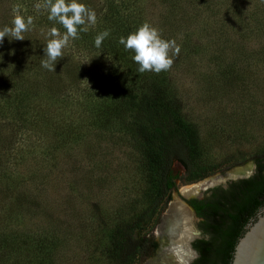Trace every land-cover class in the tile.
Wrapping results in <instances>:
<instances>
[{
  "label": "trees",
  "instance_id": "1",
  "mask_svg": "<svg viewBox=\"0 0 264 264\" xmlns=\"http://www.w3.org/2000/svg\"><path fill=\"white\" fill-rule=\"evenodd\" d=\"M30 1L42 6L35 8L25 40L5 37L0 44V264H61L75 225L48 194L49 174L39 161L29 170L44 154L34 137H42L37 133L44 127L43 136L46 130L52 139L49 153L56 155L69 150L68 143L83 142L95 125L97 137L128 136L145 160L147 203L126 217L116 210L105 245L113 264H134L148 250L136 231L170 200L179 178L175 164L187 182L214 171L198 124L184 114L173 75H202L214 93L220 78L241 90L258 87V75H264V0H81L95 10L96 23L70 40L55 71L41 67L43 47L51 27L65 30L48 20L45 0ZM12 6L13 0H0V28L10 25ZM144 22L179 46L167 71L138 73L134 53L118 43ZM104 30L110 34L96 48L94 37ZM85 119L86 135L79 130ZM254 161L250 177L185 199L205 235L193 242V264H231L246 225L264 206V157ZM89 225L90 244L104 245L94 223Z\"/></svg>",
  "mask_w": 264,
  "mask_h": 264
},
{
  "label": "rangeland",
  "instance_id": "2",
  "mask_svg": "<svg viewBox=\"0 0 264 264\" xmlns=\"http://www.w3.org/2000/svg\"><path fill=\"white\" fill-rule=\"evenodd\" d=\"M32 3L36 1L13 0L12 7L19 6V14L27 17L35 12ZM32 17L36 18L35 15ZM258 77V87H250L251 90H241L235 82L220 78V88L214 93L207 86L209 81L204 87L206 80L202 75H185L181 71L180 75H173L183 100L184 114L198 124L207 147L208 162L214 171L201 180L187 182L183 178L184 169L175 164L174 171L179 178L170 200L153 218L144 220L136 231L137 238L148 243V250L139 254L134 264L157 263L160 256L159 224L173 199L201 197L212 187L228 185L233 177H240L229 176L231 170L264 157V75ZM87 122L89 119L79 127L85 135L89 131ZM35 124L43 127L41 123ZM97 127L92 128V135L83 142L68 143L64 146L71 144L70 149L60 150L56 155L49 153L52 139L46 130L43 136L44 127L37 133L42 137H34V146L40 144L39 150L44 154L42 160L30 162L29 170H33V164L39 161L44 172L49 174L45 184L48 194L60 205L64 217L73 220L75 225L70 249L67 247L62 252L61 264H113L105 245H109L108 231L116 221L114 212L123 210L126 217L141 211L147 203L144 198L148 188L145 160L136 143L128 136L120 140L97 137ZM67 129L69 127L64 131ZM254 170L253 165L250 174ZM216 176L221 178L219 182L203 187L196 194L185 196L181 193L183 187H193ZM194 221V226L198 227L199 219L195 217ZM88 223H94L98 239L104 245L100 242L97 243L102 246L90 244L93 227ZM204 236L202 233L200 238ZM153 242L158 245L156 249ZM194 256L192 251L189 264L194 263L197 258Z\"/></svg>",
  "mask_w": 264,
  "mask_h": 264
},
{
  "label": "clouds",
  "instance_id": "3",
  "mask_svg": "<svg viewBox=\"0 0 264 264\" xmlns=\"http://www.w3.org/2000/svg\"><path fill=\"white\" fill-rule=\"evenodd\" d=\"M41 4L34 5L38 10ZM48 12V20L61 25L65 30L63 34L53 26L49 29L46 46L43 53L46 59L41 60V67L48 71H55L54 64L58 57L63 55V49L67 48L70 40L79 38V33L87 32L88 25H95L96 12L89 8L81 0H45L43 5ZM19 6L12 9L10 25L0 28V44L4 38L11 41H23V33L33 24L32 16L20 15ZM109 31L98 33L93 40L94 46L99 48L102 42L109 36ZM118 43L125 51L131 50L134 54L131 59L138 65V73L167 71L173 64V57L179 54V46L174 39H164L160 30L148 22L138 26L126 37L121 36Z\"/></svg>",
  "mask_w": 264,
  "mask_h": 264
},
{
  "label": "bare ground",
  "instance_id": "4",
  "mask_svg": "<svg viewBox=\"0 0 264 264\" xmlns=\"http://www.w3.org/2000/svg\"><path fill=\"white\" fill-rule=\"evenodd\" d=\"M252 169L253 164L248 163L231 170L229 176H248ZM220 180L217 176L211 177L193 187H183L181 193L185 196L196 194L203 187ZM194 220L195 215L190 206L177 198L170 202L159 225L160 256L156 264H189L193 251L189 242L198 234Z\"/></svg>",
  "mask_w": 264,
  "mask_h": 264
},
{
  "label": "water",
  "instance_id": "5",
  "mask_svg": "<svg viewBox=\"0 0 264 264\" xmlns=\"http://www.w3.org/2000/svg\"><path fill=\"white\" fill-rule=\"evenodd\" d=\"M253 165L255 167V163H253ZM253 173L248 176L233 177L231 180L247 178L250 177ZM226 185L227 183L223 186ZM181 201L191 207V205L187 201ZM194 215L198 219L195 212ZM196 230L198 231V234L189 242V245L195 252V256H198V253L193 248L192 243L197 238L201 237L202 231L197 226ZM231 264H264V206L259 210L257 216L246 225L244 234L239 238L235 246Z\"/></svg>",
  "mask_w": 264,
  "mask_h": 264
},
{
  "label": "flooded vegetation",
  "instance_id": "6",
  "mask_svg": "<svg viewBox=\"0 0 264 264\" xmlns=\"http://www.w3.org/2000/svg\"><path fill=\"white\" fill-rule=\"evenodd\" d=\"M255 171V170H254Z\"/></svg>",
  "mask_w": 264,
  "mask_h": 264
}]
</instances>
